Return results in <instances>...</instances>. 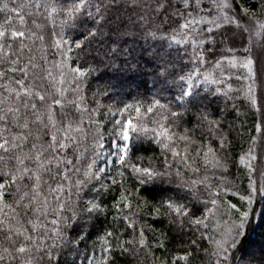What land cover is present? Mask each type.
Instances as JSON below:
<instances>
[{"label": "snow or ice", "instance_id": "6c2138e0", "mask_svg": "<svg viewBox=\"0 0 264 264\" xmlns=\"http://www.w3.org/2000/svg\"><path fill=\"white\" fill-rule=\"evenodd\" d=\"M13 2L14 0H0V13L5 14L4 23L0 24V60L5 63L11 60L7 71L0 70V81H3L0 83V149L5 153L19 151V154L12 157L16 160L14 169L0 170V201L8 194L17 197L14 203L22 204L25 208L28 206L23 205L25 200L38 204L39 189L43 182L41 170L50 171L48 166L55 162L58 166L65 165L62 171L58 167L57 175L69 181L70 191L74 188L76 203L69 205L57 196V211L51 221L53 227L35 239L27 234V229L22 226L14 230L13 224L7 218L0 219V228L7 227L5 239L10 242V247L0 250V264H5L6 261L12 264L18 257L19 264H60V257L65 249L79 253L78 245L85 239V228L93 214L106 211L102 202L97 201L95 197H88L89 193L98 191L96 185L101 188L108 187L107 184L101 183L108 166L115 163L125 170L131 169L129 176L136 185L164 182L171 173L167 168L159 170L151 164L145 166L142 162L132 161L130 131L133 125L131 119H128L116 120L108 130L107 149L103 135L94 140V158L83 170L73 165L77 178L74 183L71 181L67 165H72L73 161L64 150L76 142L83 116L75 125L70 119L63 125L56 120L54 106L59 105L63 112L65 104L62 98L66 89L63 87L56 88L61 98H53L47 105L46 122L44 113L32 102L36 98L41 102L45 101V95L26 83L25 78L28 77L29 70L36 65L29 61L22 67L17 66L19 54L14 46L19 41V49L25 47L26 32L23 30V15L17 16L21 27L12 26L11 13H19L23 7L10 6ZM204 5L205 0H70L68 3L64 0H34L33 4L27 6L36 11L43 9L53 22L57 16H61V24L68 28V31H65L62 27L59 32L54 33L56 38L53 46L61 56V60L56 62L61 68L59 83H65L66 75H70L76 83V101L67 103H74L78 111L88 110L84 103L85 98L80 95V85L88 83L91 86L89 78L94 77V74H99L101 78L108 76L104 84L97 85L94 97H107L108 92L105 90L114 86L113 81L131 80L137 88L143 86L147 89L150 80L153 100L147 111L152 112L155 107L161 112L158 130H149L144 125H137L136 130H143L145 135L151 131L153 138L173 156L179 155V152L172 146L174 136L170 134L169 127L172 124L179 125L186 117L196 118L194 128L185 129L179 139L188 141L190 131L202 130L198 151L204 152L205 163L225 172L230 167H235L240 176L247 179L248 185L244 190L247 194L240 197L241 200H246L249 206L240 213L242 228L255 214L253 205L257 203V197L264 199V46L255 51L252 31L255 29V35L264 37V0H259L258 12L253 11L256 5H235L234 0H207L208 6ZM250 11L251 27L248 24L242 25L241 13L248 14ZM73 30L80 32L81 38L77 39L71 35ZM12 55H16L17 59L12 60ZM206 64L212 65L211 71H201V66ZM189 65L192 67L189 68ZM241 69L243 71H239ZM106 70H110V76ZM215 70H219L218 76L214 75ZM9 72L19 73L20 78L9 76ZM47 75L55 80L51 72ZM233 76L239 85L237 87L230 82ZM165 93H168L171 99ZM240 97L246 101L248 111L257 115L258 123L254 127L258 135L249 136L247 148H241L239 153H236L230 139L236 130L235 120H230L229 117L239 115ZM162 100L167 102L162 103ZM96 103L99 107V100ZM21 107L24 110L31 108L35 121L49 129L50 142L47 148L43 144L33 143L29 153L20 151L21 144L28 139L31 132L14 133L5 122L17 128L28 129L27 111L21 116ZM132 107L133 105L125 104L119 111L123 112ZM135 110L139 113L140 108L137 106ZM96 111L97 108L91 109V112ZM89 119L91 120V116ZM205 137L207 143H204ZM49 151L53 155L46 156ZM60 152H64V155L61 156ZM4 159V156H0V161ZM26 160L34 162L35 167H29L25 163ZM101 160L103 166L98 163ZM79 161L80 156H77L76 162ZM118 174L123 181L124 172L118 170ZM25 177L34 181L31 184V192L23 190L26 187L22 184ZM116 183L112 178V184ZM201 183H207V177ZM63 187V184L57 183L56 187L50 188L49 191L60 193ZM220 189V184L207 183L208 197H217L208 201L213 208L217 205L220 195L231 191L230 187H224L223 193ZM126 193L125 188L119 198L114 200L113 206L117 216L113 219L128 221L129 226L134 228V222L123 212L124 209H130L131 205L130 193ZM46 200L45 197L44 208L38 207L36 211L46 210ZM161 204L166 206V215L170 216L174 223L179 220L181 225L187 222L197 227L204 224L206 217H197L196 213L201 210L195 204L190 206L188 202H180L171 196L162 199ZM229 205L232 209L237 208L234 203L229 202ZM154 211L159 213L160 209L156 208ZM204 211L211 213L212 209L207 208L205 204ZM35 229L36 225L33 224V231ZM77 229L80 235H69L70 231ZM21 235L23 240H13L14 236ZM241 236L243 233L238 228L234 234L225 233L215 240L212 264H264V247L260 249L259 256L256 255L255 249L251 248L245 250L239 258L236 256L234 250H237L240 242L237 237ZM108 237L113 239L109 240ZM99 239L102 241L101 248L104 253L113 248L128 251L126 244H146L143 229L140 230L138 241H123L113 231H105ZM160 247H164L163 242H160ZM188 259L189 253L184 252L182 255L173 256L170 262L162 259L158 264H178V261L187 264ZM65 264L69 262L65 261ZM71 264H75V260H72ZM88 264H109V257L104 255L102 260H97L93 253L88 258Z\"/></svg>", "mask_w": 264, "mask_h": 264}, {"label": "trees", "instance_id": "16d2710c", "mask_svg": "<svg viewBox=\"0 0 264 264\" xmlns=\"http://www.w3.org/2000/svg\"><path fill=\"white\" fill-rule=\"evenodd\" d=\"M64 2L68 3L70 0H64ZM33 3L34 0H14L13 4L10 5L23 6L19 13H11L13 16L12 26L21 27L17 19L18 15H23L25 21L23 25V30L26 32V37L24 38L25 47L20 50L19 41L14 46L19 54L17 66L22 67L29 61L36 65L35 68L29 70V75L25 79L26 83L32 85L35 91H39L45 95V101L43 102L39 98L32 101L37 104L38 110L44 113L45 122L47 120V105L51 103L53 98H61L56 91V88L59 87L66 89L65 95L62 98L65 101L63 112L59 105L54 106L55 117L59 124H66L70 119L75 125V123L80 121L81 116H83L81 131L77 135L76 142L64 150L73 161L72 165H67L71 181L74 183L77 178L73 165L83 170L86 164L94 158L92 155V149L95 146L94 140L99 135H103L104 141H106L109 135L108 130L112 127L113 123L116 120L127 121L128 119H131L133 122L130 140V157L132 161L142 162L145 166L151 164L159 170L167 168L171 173L164 182L154 181L143 185H136L131 180L129 176L131 169L125 170L119 165L111 173L104 174V179L101 183L107 184L108 187L101 188L100 185H96L98 191L89 193L88 198L95 197L97 201L102 202V205L106 207V211L93 214V217L85 228V239L78 245L79 253L65 249L61 254L60 264H65V261L71 264L72 260H75V264H88V258L93 253L97 260H102L103 256L107 255L109 257V264H158L162 259H167L170 262L173 256L182 255L184 252L189 253L187 264H212L214 260L212 253L215 249L214 241L220 239L224 229L228 228L229 225L240 223L242 219L240 213L249 207L246 200L240 199L241 196L247 194L244 191L248 185L247 179L241 177L235 167H230L225 172L223 169H214L210 164L205 163L204 152L198 151L201 144L202 130L190 131V139L188 141L179 139L180 135L184 134L185 129L192 130L194 128V125L197 123L195 117L191 119L186 117L179 125L172 124L169 127L170 134L174 136V140L171 142L172 146L176 147L179 152L177 156H173L170 151L163 149L153 138L151 131L145 135L143 130H136L137 125H144L149 130H158L161 112L155 107H153L152 112L147 111L153 100L150 80L147 89L143 86L137 88L136 84L131 80L113 81L114 86L111 89L105 90L108 92L107 97H94L93 93L97 91V85H102L108 80V76L101 78L99 74H94V77L89 78L91 86L88 83L80 85V95L85 98L84 103L87 105L88 110L81 112L77 110L74 103H67L68 101H76V83L73 82L70 75H66L63 85L59 83L61 68L57 66L56 62L61 60V56L53 44L56 38L54 33L59 32L62 27H64L65 31H68V28L61 24V20L63 19L61 16H57L55 22H53L43 9L36 11L34 8L27 6ZM234 4L245 6L256 5L253 11H259V0H234ZM204 6H208L207 0H205ZM241 15L243 19L240 23L243 25V20L250 19L252 12L250 11L248 14L241 13ZM4 20L5 14L0 13V24H3ZM33 33L34 35H32ZM70 34L77 39L81 38L80 32L76 30L71 31ZM29 36L31 38H28ZM11 59L15 60L17 56L12 55ZM10 66L11 60L7 63L0 60V70L7 71ZM190 67L192 65H189ZM187 70L186 68L185 71ZM201 70L211 71L212 65H203L201 66ZM106 71H108L110 76V70ZM232 71L236 72L237 70ZM48 72L52 73L55 80L49 78ZM8 75H15L16 78H20L19 73L13 74L9 72ZM214 75L218 76L219 70H215ZM230 82L234 87L239 86L235 76L232 77ZM0 83H3V81H0ZM165 95L171 99L168 93H165ZM156 98L159 99L160 97ZM97 100L100 102L99 107H97ZM166 102L162 100V103ZM125 104L133 105V107L123 112L119 111V109H123ZM137 106L140 108L139 113L135 110ZM109 107L111 110H109ZM238 107H240L239 115L234 114L229 117L230 120H235L236 130L233 131L230 139L233 141L236 153H239L241 148H247L249 136H256L258 134L254 127L258 123L257 115L248 111L243 97L239 98ZM93 108H97V111L91 112ZM25 111H27L29 120L28 129L17 128L5 122L14 133L31 132L28 139L21 144L20 151L29 153L33 143L43 144L47 148V144L50 142L49 129L45 128L40 122L35 121L34 116L31 114V108L24 110L21 107V116L25 114ZM164 115H167V113H164ZM89 116H91V120ZM37 136H39V139H37ZM17 143H20V141H17ZM204 143H207L206 137L204 138ZM185 148H187V151H185ZM64 152H60V155L63 156ZM18 154L19 151L5 153L0 149V156L5 157L3 161H0V170L7 171L14 169L16 167V160L12 157ZM50 155H53V153L50 151L46 153V156ZM77 156H80L79 163L76 162ZM25 163L29 167H35L32 161L26 160ZM48 167L51 169L50 171L41 170L43 182L39 189L38 204L36 202L29 203L28 200H25L23 201V205H28L25 208L22 204L14 203L17 197L8 194L0 201V219L7 218L13 224L14 230L16 227L22 226L24 229H27V234L32 235L34 239L43 233L49 232L53 227L51 221L55 218L54 214L57 211V196L69 205L76 203L74 188L70 191L69 181H65L61 175H57L58 167L62 171L65 165L61 164L58 166L53 162ZM118 170L124 172L123 181L118 174ZM80 175L82 177V171ZM205 177H207V183L213 185L220 184L221 193H223L224 187L231 188V191L219 196L215 208L208 201L217 197H208L207 183H201ZM112 178L116 180V184H112ZM33 182L25 177L22 184L26 185V187L23 190L31 192V184ZM57 183L63 184V191L60 193L50 192L49 189H54ZM122 184L123 186H121ZM188 185H191V187ZM125 188L127 189L126 194L130 193L129 200L131 201V205L130 209H124L123 212L128 214L134 222V228L129 226L128 221L113 219L117 216L116 209L113 206L114 200L119 198L121 191H124ZM137 188L139 192H137ZM201 193L204 195H201ZM168 196L180 202H188L190 206L191 204H195L201 210L196 213L197 217H206L204 224L197 227L187 222L181 225L179 220L174 223L172 218L166 215V206L161 204L162 199ZM45 197L47 198L46 210L44 212L36 211L38 207L44 208ZM229 202L236 204L237 208H230ZM205 204L207 208L212 209L211 213L204 211ZM253 207L255 214L248 219L249 221L247 220L248 223L244 224L245 226L242 230L243 236L237 238L240 242L237 245V250L234 251L238 258L243 255L245 250L250 248L255 249L256 255L259 256L260 249L264 247V199L258 200L257 204L255 203ZM156 208L160 209L159 213L154 211ZM64 214L66 215L67 213ZM28 221H32V223H28ZM33 224L36 225L35 231H33ZM60 227H63V225H60ZM141 229L145 233V245H139L138 243L126 244L125 247L128 251L113 248L107 253L102 252V241L99 238L104 235L105 231H113L123 241H131L133 239L138 241ZM6 231V226L0 228V250L10 247V242L5 239ZM69 235L76 237L80 235V231L79 229L70 231ZM108 239L112 240L113 238L108 237ZM13 240H23V236H14ZM160 242H163L164 247H160ZM33 255L35 254L33 253ZM5 264H8V262L6 261ZM12 264H19V257L17 260L12 261ZM178 264H185V262L178 261Z\"/></svg>", "mask_w": 264, "mask_h": 264}, {"label": "rangeland", "instance_id": "374dc122", "mask_svg": "<svg viewBox=\"0 0 264 264\" xmlns=\"http://www.w3.org/2000/svg\"><path fill=\"white\" fill-rule=\"evenodd\" d=\"M250 13V12H249ZM243 25L244 24H248L250 27H251V24H250V19H247V20H243ZM252 31H253V34H254V43H255V45H256V49H255V51H259L260 50V47H262V46H264V37H261V36H259V35H255V29H252ZM201 71H203V70H201ZM132 125H133V122H132ZM132 134V130L130 131V135ZM258 135V134H257ZM107 141H108V139L105 141V148L107 149V147H108V143H107ZM98 163L101 165V166H103V161L101 160V161H98ZM117 165L115 164V163H113L112 165H110V166H108L107 168H106V172H105V174H108V173H111L114 169H115V167H116ZM257 200H261V199H259L258 197H257ZM258 202V201H257ZM255 204V203H254ZM257 204V203H256ZM254 206V205H253ZM249 221V220H248ZM248 221H246L247 223H248ZM245 222V223H246ZM241 223V222H240ZM240 223H237L236 225H234V223H232L231 225H229V227L228 228H226V229H224V232L221 234V237L225 234V233H235L236 232V230L239 228L240 229V231L242 232V230H243V228H244V226L242 227V228H240ZM220 237V238H221ZM238 238V237H237Z\"/></svg>", "mask_w": 264, "mask_h": 264}]
</instances>
